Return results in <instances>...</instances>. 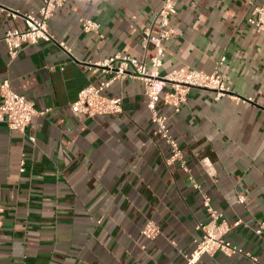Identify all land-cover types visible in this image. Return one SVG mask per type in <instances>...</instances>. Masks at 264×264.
Returning <instances> with one entry per match:
<instances>
[{
    "label": "crops",
    "instance_id": "obj_1",
    "mask_svg": "<svg viewBox=\"0 0 264 264\" xmlns=\"http://www.w3.org/2000/svg\"><path fill=\"white\" fill-rule=\"evenodd\" d=\"M176 1L177 36L165 44L160 72H219L246 101H216L194 89L179 114L159 102L190 173L167 164L171 152L155 134L140 81L107 91L124 98L118 116L92 119L70 109L83 89L110 78L88 65L118 52L150 65L156 49L143 47V32H158L161 0H68L49 28L71 53L40 42L13 61L2 38L26 26L0 14V86L8 78L16 93L51 110L25 133L0 123V264H186L201 238L198 226L209 220L194 184L230 224L242 222L228 240L264 264V33L247 21L264 0ZM0 4L27 13L42 0ZM81 18L99 23L100 34L83 32ZM149 221L160 228L156 240L141 235ZM199 264L250 261L217 254Z\"/></svg>",
    "mask_w": 264,
    "mask_h": 264
},
{
    "label": "built area",
    "instance_id": "obj_2",
    "mask_svg": "<svg viewBox=\"0 0 264 264\" xmlns=\"http://www.w3.org/2000/svg\"><path fill=\"white\" fill-rule=\"evenodd\" d=\"M161 1L162 5L156 16L158 32L154 34L152 28H147L143 32V47L147 48L152 45L156 49L155 55L150 60V65L147 66L136 58L120 52L103 61L88 65L87 68L91 72L108 74L110 78L98 85H89L83 89L77 100L71 104L70 109L73 114L92 119L99 116H118L124 111V98L109 96L107 91L117 82L140 81L143 85L144 95L147 97V107L151 115V122L155 126V134L164 140L171 152L167 164L169 166L179 164L183 171L190 173L179 143L171 133L169 118L159 111V102L162 101L164 105L172 107L175 114H179L187 105L189 95L194 89L214 93L216 101L223 98H230L237 103L246 101L231 91L219 72L207 74L189 67H181L167 74L160 72L166 54L165 44L177 36L172 20L178 14L176 0ZM67 2L68 0H42L38 10L27 13L15 11L0 4V14H5L13 20H22L26 26L23 31L8 30L2 38L8 48L11 61L17 58L24 47L40 42L54 43L67 53H71L66 44L56 42L49 28L50 20L67 5ZM247 21L258 32L264 33V2L252 8ZM80 24L83 32L100 34L99 23L81 18ZM224 61L225 58L221 63ZM0 100V123L6 124L10 130L21 133L27 131L35 118L44 117L51 111L50 109L39 110L35 103L27 97L16 93L8 78L1 83ZM30 141L35 143L36 139L31 137ZM205 167L209 174H212L210 164H206ZM22 172H24V168H22ZM190 180L193 179L190 178ZM194 188L200 191L209 220L198 226L201 238L195 242L193 251L185 255L186 264H199L204 257L217 254L228 258L241 256L248 259L250 264H261L258 256L228 240V235L240 227L242 222L230 224L224 213L214 207L209 194L203 192L198 184H194ZM245 202V197L240 196L239 203L244 204ZM3 213L4 205L0 200V216ZM1 224L0 218V226ZM262 233H264V222L260 224L258 230V234ZM160 234L159 226L152 221L147 222L141 233L148 240H156Z\"/></svg>",
    "mask_w": 264,
    "mask_h": 264
}]
</instances>
